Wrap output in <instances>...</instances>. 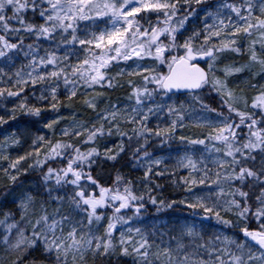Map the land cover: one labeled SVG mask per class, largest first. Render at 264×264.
<instances>
[{
    "label": "snow or ice",
    "instance_id": "snow-or-ice-1",
    "mask_svg": "<svg viewBox=\"0 0 264 264\" xmlns=\"http://www.w3.org/2000/svg\"><path fill=\"white\" fill-rule=\"evenodd\" d=\"M0 176V264H264V0H0Z\"/></svg>",
    "mask_w": 264,
    "mask_h": 264
},
{
    "label": "trees",
    "instance_id": "trees-1",
    "mask_svg": "<svg viewBox=\"0 0 264 264\" xmlns=\"http://www.w3.org/2000/svg\"><path fill=\"white\" fill-rule=\"evenodd\" d=\"M73 107H75V105H73ZM77 111L80 113L81 116L86 115V114L83 112L82 109H77ZM71 112H72V108H70V107H64V108L61 110V113H60V114H61L62 116H65V117L70 118V113H71ZM49 118L51 119V118H53V117L50 115ZM42 123H43V122H41V124H37L36 127H37V128L42 127ZM115 139H116L115 137H111V138H109V146H110V144H111V141H115ZM15 154H16V153H13V155H15ZM21 154H22V153H21ZM134 174H135V175H139L138 172H135ZM30 182H31L30 180H29V181H26V183H30ZM6 183H7V181H5V180L3 179L2 176H0V191H3V187H4V185H5ZM161 183H164V182L161 181ZM163 195H164L165 197L169 198V199H180V197H181V193H180L179 190H177V189H173V188H170V187H165V189H164V191H163ZM153 211H154V210H153ZM170 215H171L172 218L183 217V216L187 215V212H186V210H184V209H182V208H178V209L173 210V212H172ZM164 219H168V217H164ZM151 222H152V221H151V217H146V218H144V220H143V223H144L145 225L150 224ZM135 226H142V225L137 224V225H135ZM121 264H132V259H131L130 257L125 258L123 261H121Z\"/></svg>",
    "mask_w": 264,
    "mask_h": 264
},
{
    "label": "water",
    "instance_id": "water-1",
    "mask_svg": "<svg viewBox=\"0 0 264 264\" xmlns=\"http://www.w3.org/2000/svg\"><path fill=\"white\" fill-rule=\"evenodd\" d=\"M203 66V65H202Z\"/></svg>",
    "mask_w": 264,
    "mask_h": 264
}]
</instances>
